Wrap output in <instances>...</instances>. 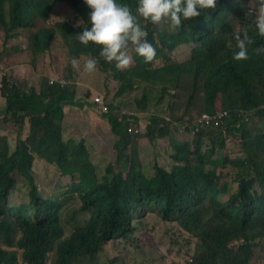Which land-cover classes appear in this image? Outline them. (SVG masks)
<instances>
[{"label":"trees","instance_id":"trees-1","mask_svg":"<svg viewBox=\"0 0 264 264\" xmlns=\"http://www.w3.org/2000/svg\"><path fill=\"white\" fill-rule=\"evenodd\" d=\"M118 2L135 13L136 0ZM63 7L72 19L64 11L61 14ZM250 8H255V0H217L213 9L184 21L178 30L160 29L161 25L141 18L156 54L145 61L131 50L129 65L116 68L114 61L100 56L99 46L76 39L87 26L90 9L84 0H0L4 46L21 31L33 30L39 19L46 26L29 35L26 49L47 54L58 41L71 61L96 58V69L111 73L119 83L114 97L145 82L136 100L140 111L149 109L158 87L162 94L157 101L173 90V98L184 97L183 108L173 106L169 119L150 117L145 137L169 138L178 132L175 124L190 137L185 142L170 141L172 166L156 164L155 174L148 177L143 163L136 162L137 148L130 150L140 136L134 137L115 114L109 115L119 138L117 159L99 177L83 142H63L60 135L61 103L75 94L76 67L66 69L67 85H49L42 79L37 91L24 92L4 79L0 88L6 106L0 115V264H48L50 252H54L51 264H114L122 258H103L106 246L116 238L130 237L137 231L136 222L152 214L176 222L188 241L196 240L194 264H251L257 258L255 247L264 240V52L255 49L264 47V37L253 27ZM52 17L58 19L51 21ZM234 20L243 22L240 31L251 39L247 59H233ZM182 46L187 47L186 61L177 62L173 54ZM156 61L162 65L156 66ZM108 109L109 113L115 110ZM244 110L253 112L248 121ZM218 111L229 112L227 134L216 135L214 130L191 134L196 118ZM25 122L28 135L18 138L12 148L6 131L18 126L20 133ZM136 126L142 128L140 120ZM232 134L239 139L243 156H232L228 140ZM205 137L212 143L207 149ZM39 160L75 179L69 193H76L79 210L88 217L69 236L63 237V201L43 198L38 191L32 169ZM225 170L231 172L230 182H223ZM15 176L26 184L29 200L13 206L8 198L16 187ZM230 183L237 185L236 192L228 193Z\"/></svg>","mask_w":264,"mask_h":264},{"label":"rangeland","instance_id":"rangeland-1","mask_svg":"<svg viewBox=\"0 0 264 264\" xmlns=\"http://www.w3.org/2000/svg\"><path fill=\"white\" fill-rule=\"evenodd\" d=\"M62 11H64V16L68 19H72V16L68 14V10H65V7L62 8L61 14L63 15ZM71 13V12H70ZM58 18L52 17L51 21H55ZM163 23V22H162ZM161 23L160 29H167L171 30L166 23L164 25ZM237 25V30H241L240 23L237 21L234 22ZM46 24L37 19L36 25L33 30H26L21 31L19 37L10 39L7 41L6 45L4 46V34L3 31L0 29V72L5 71L10 66L16 63H10L8 59H12L13 55L20 54L19 57L13 59V61H19L25 59V56L28 55L25 53V48L27 47V39L29 35L40 28L45 27ZM59 43V42H58ZM60 44V43H59ZM16 48H20L21 51L16 52ZM187 47L182 46L177 49L173 57L175 61H186L187 55ZM50 55L53 59V64L55 67L53 68L54 73L57 76L64 77L65 69L69 65V59L66 53L58 49H54L51 53L44 54ZM42 55H38L36 58L41 57ZM85 61H80L76 65V68L79 65H84ZM156 66L162 65L161 61H156ZM53 73V74H54ZM62 75V76H61ZM9 79L14 82L15 79L11 76ZM112 80H114L112 78ZM115 81V80H114ZM146 83H140L136 85V88L133 93L129 94L125 99V108L128 110H133V102H135L136 98L141 97L143 93V86ZM119 85L116 81V86ZM115 87L111 90L108 99L110 102L113 100ZM113 93V94H112ZM161 89L158 87L155 89L153 94L151 95V99L153 100V104L157 106L154 108L155 112L158 114H164L168 119L172 115V108L173 106L176 110L183 108V100L184 97H180L178 99L173 98V95L176 93H169L168 98L164 103V106H158V101L161 98ZM138 100V99H137ZM157 101V103H156ZM154 115V114H152ZM151 115V116H152ZM255 121V120H254ZM251 124V123H250ZM9 129L6 131L8 135V140L10 142V146L13 148L15 142L18 138H23L25 136V128L23 127L20 133L16 134L18 130V126L16 127H8ZM178 130V129H177ZM175 130V131H177ZM144 134V133H139ZM176 137H183L185 139L178 141L185 142L186 138L188 137V132L178 130L177 133H174ZM142 136V135H141ZM147 138V137H146ZM190 137H188L189 139ZM168 138H156L154 140H148L147 143V151L151 154V160L144 159L141 157L140 154L136 157L137 164L147 163L145 164V172L154 169L153 165L155 161V155L163 150L165 141ZM229 147L231 149V154L233 157L235 156H243L238 149L239 139L234 134L230 135ZM212 145L211 138L205 137L203 147L209 148ZM137 148L136 144L130 145V150H134ZM168 149V155H169ZM97 165V164H96ZM102 168H98L97 176H100L102 173ZM33 177L35 183L37 185L38 191L40 192L43 198H50V199H58L63 201L62 205V220L64 226V234L69 235L76 227L80 226L85 218L86 214L80 212V200L77 198L76 193L70 194L69 188L71 184L75 181L74 178L68 176H62L55 165L47 164L43 160L36 161L33 169ZM225 178L223 182H230V178L227 174H231L230 171H224ZM16 181L15 190L12 192L11 197L8 198V201L15 206L18 203H26L28 202V189L26 184L22 181V179L18 176L14 177ZM237 190V185L230 183V188L228 193H234ZM137 223V231L132 234L128 238H116L112 242H110L106 246V253L104 255L102 253V257L106 259H113L116 256H120L122 260L120 262H115L114 264H120L122 261L124 264H191V258L194 259L195 256V248H196V240L193 239L188 241L185 234L180 230L176 222H167L161 219L158 214H152L151 216L144 217L143 220L136 222ZM151 229V232H149ZM255 253L257 258L251 264H264V240L260 245L255 247ZM108 256V257H107ZM54 258V252L49 254V262Z\"/></svg>","mask_w":264,"mask_h":264},{"label":"crops","instance_id":"crops-1","mask_svg":"<svg viewBox=\"0 0 264 264\" xmlns=\"http://www.w3.org/2000/svg\"><path fill=\"white\" fill-rule=\"evenodd\" d=\"M54 49H58L63 53H66V51L58 42L52 43L49 53H51ZM25 53L28 55V57L23 54L25 56V59L23 60L13 61V59L19 57L20 54L13 55L12 59H8L10 63L16 64L6 69L8 77L11 76L15 79L13 83L20 90L28 92L30 89H35L37 91L39 87L42 86V79H46L48 81L52 77H56L58 79L63 78L52 72L55 65L53 64V59L50 57V55L45 56L44 54H35L26 48ZM38 55L42 56L36 58ZM74 61L75 63L69 60V65L76 67L80 61L84 60L75 59ZM76 71L78 75L74 84L75 94L73 98L65 100L61 103L63 118L61 122L60 135L63 142L72 141L75 144L83 142L90 155V161L95 166L96 173H98V168H102V170H104L99 176L101 177L104 175L106 168L110 164H115L117 159L115 145L117 144L119 138L113 133L112 126H110L108 121V116L114 114L117 116V113H119L121 110H128L125 108V99L129 94L133 93V91L126 93L122 97H114L113 95V100L110 102L108 96L114 87L115 90L117 88L116 81L112 80L111 73H105L97 69L92 72H87L84 69V65H79V67L76 68ZM145 87L146 85L143 86V91ZM171 93H173V91ZM98 95H102L104 97V103L107 110H109L108 108L112 106L115 108L114 112L109 113L108 111V113H105L101 110L99 105L93 100L94 97ZM139 98H136V100ZM167 98L168 95L162 101H158V106H163L165 108L164 103ZM136 100L133 102V107H135L133 110L138 113V119L140 120L143 127L140 129V133L144 134H141L142 136L139 134L138 136L140 137L135 139V143L137 145L138 153L141 155V157L151 160V154L147 151L146 147L148 140L145 141L147 139L145 137L147 132L146 127L150 117H167L164 114L159 115L158 112H155L154 108L157 106L152 103L153 100H151L149 109L147 111L138 110L136 107ZM5 109V99L0 95V115H3ZM23 127L25 128V136L21 139H25L29 132V125L27 122H25L22 128ZM18 133L19 132L17 130L16 134ZM182 139L183 137H176L174 133H171L169 138L164 140L165 144L163 150L155 155V161L153 165L156 163L169 169L172 166V164H170V156L172 153L170 141L175 143L181 141ZM168 149L170 151L169 155ZM145 164L147 163H143L144 168L146 166ZM145 174L148 177H152L155 174V171L152 169L150 171H146Z\"/></svg>","mask_w":264,"mask_h":264},{"label":"clouds","instance_id":"clouds-1","mask_svg":"<svg viewBox=\"0 0 264 264\" xmlns=\"http://www.w3.org/2000/svg\"><path fill=\"white\" fill-rule=\"evenodd\" d=\"M84 3L90 9L87 16V26H84L82 28V31L76 34V39L83 45H88L89 42H91L92 44L99 46L100 56H102L104 60L109 62L114 61L116 68H123L128 66L132 61V51H134L138 56L143 57L145 61L152 60L156 54L155 47L147 39L148 31L146 30V28L142 27L139 19L142 18L145 21L151 22L153 25H161V23L163 22L166 23L171 30H178L182 26L184 21L196 18L206 11L213 9L217 4V0H136L135 13L128 7L127 4L120 3L118 2V0H84ZM248 13L253 17V27L255 28L257 34L264 37V0H255V8H250ZM236 21L237 23L239 22L238 20H234V22ZM239 23L240 26H242L243 22ZM236 27L237 25H235V29ZM233 38L236 42V50L233 52V59H247L248 44L251 43L250 37L244 31L237 30L233 33ZM255 51L257 53L264 52V47H257ZM73 63H75V61H73ZM96 66L97 59L94 57H90L85 61L84 69L87 72H92L96 69ZM2 72L6 73V77L4 79L10 81L11 84H14L9 79L6 70ZM52 78L58 80V78L56 77ZM4 79L2 81H4ZM60 79H64L65 81L70 83V81L65 79L64 77ZM98 96L102 97L104 107L106 108L104 97L102 95ZM121 111L117 113L118 121ZM129 112H132L135 115L132 116L133 119L131 122L123 124L128 127V132L129 127H133L134 132L129 133L133 134V136L136 137V135L138 136L140 133V129L136 126V123L139 120L138 113H136L134 110ZM219 112L228 113V116L224 119L226 133H223L221 129H218L214 126L204 130H214L216 132V135L227 134L229 128L228 120L230 118L229 112L218 111L210 115H215ZM105 113H108L107 108ZM247 113L252 114L253 112L250 110L242 111L244 120L247 119ZM198 118H196L195 120H197ZM175 125L176 128L180 131H187L186 129H183V126H181L180 124ZM240 125L241 123L236 127L239 128ZM135 131L138 132L136 133ZM86 215L87 218L88 214ZM61 221L63 226L62 218ZM83 223L81 225H83ZM69 235L64 234L63 226V237ZM51 253L53 252H50L49 254ZM190 260L192 262L191 264H194L195 259L191 258Z\"/></svg>","mask_w":264,"mask_h":264},{"label":"built area","instance_id":"built-area-1","mask_svg":"<svg viewBox=\"0 0 264 264\" xmlns=\"http://www.w3.org/2000/svg\"><path fill=\"white\" fill-rule=\"evenodd\" d=\"M6 77V73L5 72H0V85L2 80ZM60 84L61 86L66 85L68 82L65 81L64 79H53L51 78L49 80V84ZM94 102L98 103L100 105V108L102 111H106V108L104 107L103 104V100L101 96H97L94 98ZM251 113H247V121L249 120L248 115ZM135 114L129 111H121L120 117H119V121L122 123H129L132 121V116H134ZM228 116L227 112H219L215 115H210V114H204L202 115L200 118H198L197 120L193 121L190 125L191 127V134L192 135H197L198 133H200L202 130L210 128V127H216L218 129H221L223 133H226V128H225V122L224 119ZM183 129H185L183 127ZM129 132H134L133 127H129ZM136 133L138 131H135Z\"/></svg>","mask_w":264,"mask_h":264}]
</instances>
